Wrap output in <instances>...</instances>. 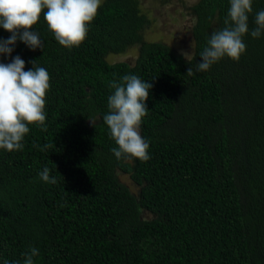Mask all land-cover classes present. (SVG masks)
<instances>
[{"label":"trees","instance_id":"1","mask_svg":"<svg viewBox=\"0 0 264 264\" xmlns=\"http://www.w3.org/2000/svg\"><path fill=\"white\" fill-rule=\"evenodd\" d=\"M229 8L230 0L186 8L187 57L153 33L138 0H103L72 48L42 14L33 26L42 50L18 40L11 57L0 56H20L25 71L36 61L50 75L47 130L29 125L22 150L0 149V264H23L32 247L34 264H264V34L250 35L264 0H253L240 59L196 71ZM130 50L132 63L107 59ZM125 75L153 85L140 129L147 161L118 159L103 122L110 82ZM45 167L55 184L40 178Z\"/></svg>","mask_w":264,"mask_h":264},{"label":"clouds","instance_id":"2","mask_svg":"<svg viewBox=\"0 0 264 264\" xmlns=\"http://www.w3.org/2000/svg\"><path fill=\"white\" fill-rule=\"evenodd\" d=\"M103 0H0V28L10 32L7 39L0 38V56L11 57L17 41L32 50L43 48L38 32L33 26L43 14L48 29L58 43L65 48L78 47L88 36L89 25L95 19ZM253 0H230L225 27L214 31L207 46L200 53L197 72H206L223 58L239 60L246 51L244 36L249 33V14ZM264 34V10L255 14V27L250 35L259 38ZM185 56L187 53L182 52ZM32 68L25 71V61L15 56L9 63L0 62V149L20 151L29 133V125H38L46 131V95L50 88V75L44 67L30 61ZM193 69L187 70L192 76ZM152 84L137 75H125L120 82L112 81L109 87L114 93L108 97L109 112L103 122L118 147L111 149L121 157L150 159L149 144L141 135L142 119L148 114L146 101ZM94 126L95 120H90ZM36 147V145H34ZM49 147L45 144L44 148ZM43 150V149H41ZM45 167L40 178L55 184ZM39 249L32 247L24 253L23 264H34L33 257ZM4 264H9L7 260ZM18 264V262H17Z\"/></svg>","mask_w":264,"mask_h":264},{"label":"rangeland","instance_id":"3","mask_svg":"<svg viewBox=\"0 0 264 264\" xmlns=\"http://www.w3.org/2000/svg\"><path fill=\"white\" fill-rule=\"evenodd\" d=\"M198 0H138L143 13H148L153 20L155 35L162 36V40L169 42L177 51L187 53L191 51L190 27L192 20L187 15L186 8L193 5ZM171 41H167V38ZM158 38V37H157ZM137 55V51H128L124 55H110L107 59L111 63L125 61L132 63ZM119 180L127 185L132 192L137 193L139 188L129 179L128 175L118 173ZM148 218V215H146Z\"/></svg>","mask_w":264,"mask_h":264}]
</instances>
